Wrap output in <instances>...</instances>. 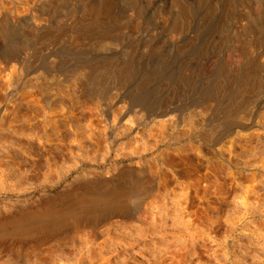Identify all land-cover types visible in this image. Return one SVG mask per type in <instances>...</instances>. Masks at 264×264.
<instances>
[{"label": "rangeland", "instance_id": "obj_1", "mask_svg": "<svg viewBox=\"0 0 264 264\" xmlns=\"http://www.w3.org/2000/svg\"><path fill=\"white\" fill-rule=\"evenodd\" d=\"M10 1L0 0V213L52 203L73 212L52 233L0 243V264H264V26L235 38L230 24L247 21L222 14L228 0H215L219 15L201 28L207 12L182 1L194 23L178 53L153 22L139 44L126 26L128 38L102 48L121 62L133 50L141 62L122 84L98 73V38L83 37L75 17L61 20L66 7L26 15L17 7L30 0ZM33 24L52 40L31 36ZM238 43L261 66L260 88L241 94L229 72L241 61ZM161 62L169 70L152 78ZM93 208L101 211L80 213Z\"/></svg>", "mask_w": 264, "mask_h": 264}, {"label": "bare ground", "instance_id": "obj_2", "mask_svg": "<svg viewBox=\"0 0 264 264\" xmlns=\"http://www.w3.org/2000/svg\"><path fill=\"white\" fill-rule=\"evenodd\" d=\"M12 1V0H11ZM10 1V2H11ZM20 1V0H19ZM25 1V0H24ZM23 1V2H24ZM164 1V0H162ZM167 1V0H165ZM171 1V0H170ZM182 1H189V0H174L172 5L170 7H163L162 3L160 0H30L26 2V5L24 6V8H19L17 7V10L19 12V9H24L26 11H24L23 13H28L26 15H30V13H33L36 10H45L47 8L50 9V11L52 12L55 8L51 7L52 4H56L57 2L59 3L58 5L60 7H66L68 9V13L67 15H64L62 19L67 18L68 17H75V21L73 23H75L76 25L74 26L75 28H77V31H80L83 37L86 38H98L97 39V46H94V50L99 51L100 52V58H99V62H98V67H97V71L101 76L105 77L106 81H117L123 83L128 82L129 79L133 78L134 76H137L140 73V70L142 69L143 66H141V62L140 61H136V57H135V52L132 50L129 53H125L128 54L127 55V59L124 61H116L114 60L113 57L109 56L108 52L109 49H106L104 51V49L107 47L108 45L111 44H117L120 42V40H123L124 38H128L129 35L131 34L135 39H137V44L140 43V35L139 33L141 31L144 32V30L148 27V24H150L149 22H153V24L156 25V27L160 28L162 30V34L165 35V38L168 40V43H170L169 45H171L170 54H173L174 52L178 53V50L181 49L180 45H179V41L182 40L184 37H186V31H188L192 25H193V20L194 17L192 16L193 11L191 10V8H188L187 5L185 6L184 3ZM193 1V3L196 6L197 10H205L207 13L204 15V17L200 18L198 20V25L202 28L203 26H205V23H208L209 21H213L216 18V15L218 14V9L220 7V3H216L215 0H208L207 2H205V0H191ZM220 0H218L219 2ZM238 1V0H237ZM236 1V2H237ZM257 1L258 5L256 6L254 4V7H252V5L250 6V4L248 3H235V0H228V3L226 1L227 5L223 6L224 8V12H222V14H226L227 16H238L239 18H244L247 22L244 24L241 23H234L235 25L233 26V24H230V28L233 30V28L235 29V32L233 33L235 38H240V37H246L247 33L250 29L253 28H259L261 26H264V0H255ZM17 2V1H15ZM240 2V1H239ZM248 2V1H245ZM3 3V2H2ZM253 3V2H252ZM10 3H8L7 6ZM171 4V3H170ZM237 4H240L242 7V10L240 11H236V6ZM6 5H2L4 8ZM169 5V4H168ZM18 6H22V5H18ZM256 6V7H255ZM13 7L12 5L10 6V8ZM8 7L7 10L10 9ZM16 8V7H15ZM222 8V7H221ZM3 9V8H2ZM14 9V8H13ZM6 10V9H5ZM11 11H14L12 9H10ZM221 10V9H220ZM10 11V12H11ZM48 11V10H46ZM0 12L2 13L1 9ZM4 13V12H3ZM13 12H11L12 15ZM43 13V12H42ZM41 13V14H42ZM49 13V12H48ZM221 13V12H220ZM15 14L16 11H15ZM14 14V15H15ZM10 15V14H9ZM19 15H21V13H19ZM25 15V16H26ZM35 15V13L33 14ZM38 15V13H37ZM47 15V14H45ZM32 16V15H31ZM44 16V15H43ZM14 17V16H12ZM36 17V15H35ZM50 17L51 13H50ZM7 18V16L5 17ZM16 18V17H15ZM13 18V20L15 19ZM26 18V17H25ZM32 18V17H31ZM34 18V17H33ZM38 19V18H35ZM42 19V18H41ZM59 19V17H58ZM224 19V18H223ZM228 19V17H227ZM236 19V18H234ZM5 20L3 19V17L0 16V34L4 32V25H5ZM11 20V17H10ZM16 20V19H15ZM14 20V21H15ZM60 20V19H59ZM69 20V19H68ZM221 20V19H220ZM219 20V21H220ZM229 20V19H228ZM238 20V19H237ZM244 20V21H245ZM25 21V20H24ZM34 22V20H32ZM39 21L40 18H39ZM43 21V20H42ZM41 21V22H42ZM46 21V20H44ZM218 21V23H219ZM11 22V21H10ZM27 22V20L25 21ZM38 22V21H36ZM221 22V21H220ZM234 22V21H233ZM243 23V21H240ZM30 23V22H29ZM65 23V22H64ZM217 23V22H216ZM40 24V23H39ZM38 24V25H39ZM53 24V23H52ZM225 24V23H224ZM34 25V24H33ZM70 25V24H69ZM72 26V25H71ZM129 26L131 28H133V30H131L130 34L126 33L123 31V29ZM70 27V26H69ZM155 27V26H154ZM224 27V26H223ZM222 27V28H223ZM49 28V27H48ZM58 28V27H57ZM224 28H229V27H224ZM47 29V28H46ZM59 29V28H58ZM154 29V28H153ZM200 29V28H199ZM41 30V29H40ZM39 27L37 25L32 26V28L29 31V34H31V36H35L40 38L44 43V45H46V42H49L52 40V38H50L45 31H40ZM61 30V29H60ZM59 30V31H60ZM67 30V27H66ZM140 30V31H138ZM155 30V29H154ZM263 30V29H262ZM261 30V31H262ZM58 31V32H59ZM63 31H65L64 29H62V33ZM152 31V30H150ZM149 31V32H150ZM196 31V30H195ZM220 31V30H219ZM228 31V29H227ZM234 31V30H233ZM259 31V30H258ZM71 32V31H70ZM147 32V31H146ZM160 32V31H159ZM51 33V32H50ZM66 33V32H65ZM64 33V34H65ZM154 33V32H153ZM158 33V32H157ZM156 33V34H157ZM213 33V32H212ZM261 33V32H259ZM43 34V35H42ZM75 34V33H74ZM151 34V33H150ZM156 34H152L150 36H148V40L147 41H153L155 40V36ZM252 34V33H251ZM55 38L58 35L52 34ZM78 35V34H77ZM160 35V34H159ZM200 35V34H199ZM212 35V34H211ZM143 36V35H142ZM162 36V35H161ZM197 36V32L195 33V35L191 38H196ZM4 37V36H3ZM52 37V36H51ZM144 37V36H143ZM218 37V36H217ZM216 37V38H217ZM255 36H252V38ZM261 37V36H260ZM54 38V39H55ZM164 38V39H165ZM190 38V39H191ZM232 38V36H231ZM247 38V37H246ZM53 39V40H54ZM76 39V38H75ZM79 39V38H78ZM134 39V40H135ZM189 39V40H190ZM213 39V38H212ZM250 39V37H249ZM264 39V38H263ZM159 40V39H158ZM223 40V39H222ZM226 40V39H225ZM254 40V38H253ZM252 40V41H253ZM262 40V39H261ZM33 41V39H32ZM72 41V40H71ZM74 41V40H73ZM87 41V40H86ZM194 41V40H193ZM248 41V40H247ZM259 41V39H258ZM3 42V41H2ZM123 42V41H122ZM129 42V41H128ZM127 42V43H128ZM146 42V41H145ZM165 42V41H164ZM167 42V41H166ZM183 42V41H182ZM190 42V41H189ZM260 42V41H259ZM34 43V42H33ZM88 43V41H87ZM191 43V42H190ZM213 43V42H212ZM232 43V42H231ZM241 43V42H240ZM252 43V42H251ZM256 43V42H255ZM264 43V42H263ZM160 44V43H159ZM206 44V43H205ZM259 44V43H258ZM42 45V44H41ZM72 45V44H71ZM77 45V44H76ZM80 43L78 42L79 46ZM87 45V44H86ZM135 45V44H133ZM144 45V44H143ZM157 45V44H156ZM190 45V44H189ZM222 45V44H221ZM220 45V46H221ZM225 45V44H224ZM228 45V44H226ZM252 46V44H250ZM1 46V45H0ZM48 46V44H47ZM84 46V45H83ZM112 46V45H111ZM128 46V44L126 45ZM161 46V45H160ZM163 46V45H162ZM183 46V45H182ZM188 46V45H187ZM39 47V46H38ZM46 47V46H45ZM116 47V46H115ZM135 47V46H134ZM146 47V46H145ZM184 47V46H183ZM248 47V46H247ZM82 48V47H81ZM108 48V47H107ZM111 48V47H110ZM155 48V47H154ZM159 48V47H158ZM168 48V47H167ZM203 48V46H202ZM201 48V49H202ZM231 48V47H230ZM229 48V49H230ZM73 49V48H72ZM75 49V48H74ZM78 49V48H77ZM90 49V48H88ZM117 49V48H116ZM135 49V48H134ZM144 49V48H143ZM160 49V48H159ZM166 49V48H165ZM183 49V48H182ZM210 49V48H209ZM91 50V49H90ZM164 50V49H163ZM194 50V49H193ZM220 50V49H219ZM232 50L238 52V54L241 56V61L240 63H236V65L233 66L232 70L229 71L231 74V82L230 85H235L236 83H240L241 84V90L240 93L239 91L237 93L241 94L243 90L248 89V87L250 88H254V87H259V81H258V77L256 78V74H259V69L261 68L260 63L257 61H253L252 58L249 60V55L246 51V43L244 44H239L235 45L232 44ZM248 50V48H247ZM260 49H258L259 51ZM122 51V50H121ZM125 51V49H124ZM127 51V50H126ZM146 51V50H145ZM185 51V50H184ZM201 51V50H200ZM253 51V50H252ZM251 51V52H252ZM263 51V50H260ZM83 52V51H80ZM128 52V51H127ZM205 52V51H204ZM207 52V51H206ZM229 52V50H228ZM227 52V53H228ZM249 52V50H248ZM26 53V52H25ZM92 53V52H91ZM150 53V52H148ZM155 53V52H153ZM213 53V51H212ZM226 53V54H227ZM230 53V52H229ZM228 53V54H229ZM255 53V51H254ZM121 54V53H119ZM144 54V53H143ZM225 54V55H226ZM237 54V55H238ZM118 56V53L116 54ZM154 55V54H153ZM197 55V54H196ZM202 55V54H201ZM206 55V53H205ZM258 55V54H257ZM264 55V54H263ZM61 56V55H60ZM66 56V55H65ZM120 56V55H119ZM203 56V55H202ZM260 56V54L258 55V57ZM69 57V56H68ZM75 57V56H74ZM77 57V56H76ZM142 57V56H141ZM198 57V55H197ZM208 57V56H207ZM215 57V56H214ZM230 57V56H229ZM239 57V56H237ZM252 57V56H251ZM256 57V58H258ZM71 58V57H69ZM68 58V59H69ZM86 58V57H85ZM120 58V57H119ZM126 58V57H125ZM154 58V57H153ZM199 58V57H198ZM203 58V57H202ZM206 58V57H205ZM234 58V57H233ZM21 59V58H20ZM65 59V57H64ZM62 60L63 62L65 60ZM83 59V58H82ZM121 59V58H120ZM139 59V58H138ZM167 59V58H166ZM187 59V58H186ZM200 59V58H199ZM204 59V58H203ZM215 59V58H214ZM230 59V58H229ZM237 59V58H236ZM263 59V58H262ZM67 60V59H66ZM98 60V59H97ZM154 60V59H153ZM185 60V59H184ZM212 60V59H211ZM210 60V61H211ZM232 60V59H231ZM239 60V59H238ZM69 61V60H68ZM87 61V60H86ZM183 61V60H182ZM187 61V60H185ZM207 61V60H206ZM229 61V60H228ZM61 62V61H60ZM204 62V60H203ZM250 62V63H249ZM5 63V62H4ZM90 63V62H89ZM150 63V61L148 62ZM183 63V62H182ZM197 63V61H196ZM199 63V62H198ZM216 63V62H215ZM10 64V63H9ZM84 64V63H83ZM91 64V63H90ZM94 64V65H93ZM92 66H95L97 64L93 63ZM168 62H161L160 67L157 70V73L154 69L153 73H152V78L157 77L158 75V71L159 72H163V70H169L168 67ZM6 65V64H5ZM59 65V64H57ZM149 65V64H148ZM147 65V66H148ZM189 65V64H188ZM64 66V65H63ZM75 66V65H74ZM73 66V67H74ZM78 66V64H77ZM232 66V64H231ZM185 67V66H184ZM224 68V66H223ZM181 69V68H180ZM205 69V68H204ZM228 69V68H227ZM89 70V69H88ZM153 70V69H152ZM196 70V69H195ZM198 70V69H197ZM196 70V71H197ZM203 70V69H202ZM226 69H222L220 72H225ZM90 72L93 70H89ZM151 71V70H150ZM182 71V70H181ZM190 71V70H189ZM195 71V72H196ZM89 72V73H90ZM198 72V71H197ZM262 72V71H261ZM260 72V73H261ZM264 72V71H263ZM92 73V72H91ZM90 73V75L92 76V74ZM151 73V72H150ZM149 73V74H150ZM174 73V72H173ZM226 73V72H225ZM95 74V73H94ZM148 74V73H147ZM148 74V75H149ZM183 74V73H182ZM181 74V75H182ZM222 74V75H223ZM144 75V74H143ZM151 75V74H150ZM180 75V74H179ZM195 75V74H194ZM227 75H229L227 73ZM259 76V75H258ZM95 77V76H94ZM146 77V76H145ZM148 77V76H147ZM150 77V76H149ZM180 77V76H179ZM183 77H185L183 75ZM189 77V76H188ZM193 77V76H192ZM261 77V76H260ZM172 78V76H171ZM187 78V76H186ZM224 78H226V75L224 74ZM93 79V78H92ZM177 79V78H176ZM210 79V78H209ZM262 79V78H261ZM99 80V77H98ZM139 80V79H138ZM146 80V79H145ZM178 80V79H177ZM176 80V81H177ZM189 80V79H188ZM219 80V79H218ZM217 80V81H218ZM87 81H89L87 79ZM85 81V82H87ZM153 81V79H152ZM151 81V82H152ZM207 81V80H206ZM225 81V80H224ZM95 81H93L94 84ZM103 82V81H102ZM96 83V82H95ZM112 83V82H109ZM178 83V82H177ZM186 83H188L186 81ZM203 83V81H202ZM206 83V82H205ZM264 83V82H263ZM86 84V83H85ZM90 84V82H89ZM121 84V85H122ZM149 84V83H148ZM175 84V83H174ZM179 84H183V83H179ZM224 84V82H223ZM87 85V84H86ZM113 85L114 82H113ZM117 85V84H116ZM120 85V84H119ZM162 85V83H161ZM166 85V84H165ZM91 86V84L89 85ZM108 86V84L106 85V87ZM138 86V85H137ZM147 86V83L146 85ZM218 86V85H217ZM216 86V87H217ZM221 86V84H220ZM231 86L227 89H225L226 92H228V90L231 88ZM263 86V85H262ZM92 87V86H91ZM96 87V86H95ZM105 87V88H106ZM116 87V86H115ZM125 87V86H124ZM163 87V85H162ZM174 87V86H173ZM171 85V88H173ZM214 87V88H216ZM188 88V87H187ZM220 88V87H219ZM260 88V87H259ZM92 89V88H90ZM134 89V88H133ZM178 89V87H177ZM183 89V88H182ZM205 89V88H203ZM262 89V88H261ZM89 90V89H88ZM99 90V89H98ZM132 90V89H131ZM136 90V89H135ZM154 90V88L152 89ZM202 90V89H201ZM214 90V89H213ZM216 90V89H215ZM219 90V89H218ZM250 89H248L247 91H249ZM185 91V90H184ZM132 92V91H131ZM183 92V91H182ZM189 92V91H188ZM211 92V91H210ZM225 92V93H226ZM90 93V92H89ZM100 94V92H98ZM172 93V92H171ZM169 93V94H171ZM178 93V92H177ZM181 93V92H180ZM247 93V92H246ZM167 94V93H166ZM209 94V93H208ZM124 95V94H123ZM207 95V94H206ZM213 95V94H212ZM245 95V94H244ZM252 94H250L251 96ZM125 96V95H124ZM165 97H168L164 95ZM248 96V97H247ZM246 98H249V95L247 94ZM185 97V96H184ZM212 97V96H211ZM215 97H217L215 95ZM245 98V100H247ZM166 100H168L167 98H164ZM163 99V100H164ZM174 99V98H173ZM196 99V98H195ZM228 99V98H227ZM240 99V98H239ZM238 99V101H239ZM175 100V99H174ZM176 100L177 97H176ZM175 100V101H176ZM181 100V99H180ZM226 101V100H225ZM224 101V103H225ZM228 101V100H227ZM243 101V99H242ZM238 103V102H237ZM242 103V102H241ZM240 103V104H241ZM242 105V104H241ZM240 105V107H241ZM156 106V105H155ZM236 106V107H235ZM234 107L237 108V105H235ZM243 106V105H242ZM139 107V106H138ZM166 107V106H165ZM154 108V107H153ZM233 108L235 111L236 109ZM161 109V108H160ZM232 109V108H231ZM232 109V110H233ZM153 110V109H152ZM167 110V109H166ZM169 110V109H168ZM238 110V108H237ZM160 111V110H159ZM164 111V109L162 110ZM161 111V113H162ZM155 114V112H154ZM136 188V187H135ZM75 195V194H74ZM53 204V203H52ZM52 204H48V206L44 207V208H35L34 206L32 207H27V208H20V207H16L14 208L12 211H5V212H1L0 213V243H8V244H18L20 242H22L24 240V238H26L27 235L31 234H40V233H44V232H48V233H52L54 231H56L59 227H61L63 224L67 223V217L70 213L73 212V209L70 205V203H67L66 207H68V210L66 209L58 212L57 207L52 205ZM118 206H122L124 207L123 204H119ZM71 209V210H70ZM101 210H98L96 208H93L92 210H85V211H80V213L84 212H88V213H93L95 214L96 212H100ZM20 245V244H19ZM18 245V246H19ZM12 246V245H11ZM23 246V244H22ZM21 246V247H22ZM20 247V248H21ZM18 248V247H17Z\"/></svg>", "mask_w": 264, "mask_h": 264}]
</instances>
